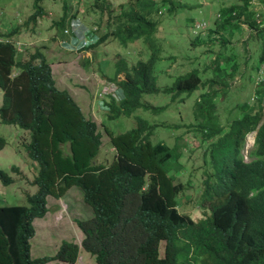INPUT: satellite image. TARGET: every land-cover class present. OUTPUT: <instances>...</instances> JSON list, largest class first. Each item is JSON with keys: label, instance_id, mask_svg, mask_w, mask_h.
Wrapping results in <instances>:
<instances>
[{"label": "trees", "instance_id": "obj_1", "mask_svg": "<svg viewBox=\"0 0 264 264\" xmlns=\"http://www.w3.org/2000/svg\"><path fill=\"white\" fill-rule=\"evenodd\" d=\"M43 1L33 0V12L25 26L46 14ZM241 1L228 6L221 3L213 26L207 23L202 30L196 28L198 20L184 16L186 27L198 31L192 35L193 44L216 41L226 48L233 31H241L242 24L248 26L249 37L262 38L251 65L253 97L233 107L239 116H230L231 108L221 121L215 114L214 98L217 88H227L225 79L236 74L237 61L228 57L224 60L227 65L221 67L218 52L204 68L193 67L171 85H157L153 73L162 58L157 54L162 41L154 37L161 20L202 4L191 0H130L115 5L110 0H92L89 11L98 15L94 26L105 27L106 33L87 49L112 37L124 46L141 41L150 51L146 59L140 57L132 63L120 56L112 72L101 70L105 80L115 82L123 91L120 99L112 95L103 98L107 120L133 117L136 121L124 132L105 128L113 148L111 160L105 162L98 161L102 135L96 123L85 117L66 89L56 86L46 54L36 47L29 56H21L16 38L22 25L0 30V123L28 132L29 138L23 142L25 152L38 165L27 180L36 190L25 193L26 203L0 204V264L76 262L80 246L73 241H61L52 256L32 257L30 251V239L35 235L33 221L48 212V197L58 199L70 191L78 194L79 209L68 204L67 210L76 212L71 218L82 232L81 248L96 264H264V83L254 77L264 61V14L254 9V2L264 4V0ZM79 7L80 0H61V15L54 26L61 30L69 26ZM138 53L143 54L142 50ZM175 56L169 57L175 60ZM90 62V58H83L85 67ZM210 67L222 75L204 78ZM196 90L200 93L190 108L193 122L183 125L192 139L199 137L200 144L193 150L205 147L201 154L204 201L212 198L216 212L202 220H194L179 209L183 199L191 198L184 189L193 185L194 168L181 160V148L187 144H179L180 134L171 145L153 141L157 126L178 129L183 125L153 124L136 113L156 114L168 108V103L153 104L145 96L167 94L176 106ZM252 131L256 132L249 151L253 158L244 162L242 148ZM5 144L6 139L0 136V150ZM18 169L11 167L14 172ZM183 173L188 175L186 180ZM0 182L9 185L13 178L0 169ZM256 189L259 192L249 197L248 192Z\"/></svg>", "mask_w": 264, "mask_h": 264}, {"label": "rangeland", "instance_id": "obj_2", "mask_svg": "<svg viewBox=\"0 0 264 264\" xmlns=\"http://www.w3.org/2000/svg\"><path fill=\"white\" fill-rule=\"evenodd\" d=\"M89 1L91 4L92 0H80L81 10H84L80 17L84 21L83 24L86 25V27L80 28L83 33L88 29L94 28L95 26L93 25L98 22V15L86 12L88 11L86 8L89 5ZM112 1L117 5L126 3L130 0ZM191 1H196V3L202 4V6L198 9H181L182 14H177L175 17H164L160 22L161 28L154 34V37H156L158 41H162V46L158 48L157 53L162 58L156 62L153 69L156 83L159 86L171 85L178 75L187 72L193 67L199 68L200 70L204 68L213 58H216L219 52L222 57L220 63L221 67L226 66L227 64L224 60L231 57L233 60L237 61L239 68L234 77L230 80L225 79L228 83L226 89L220 90L217 88V96L214 98L215 114H219L220 120L224 121L228 109L230 110L232 108L230 116L236 114L239 116L240 113L237 112L236 109H233V107L237 104H241L249 97L250 100L253 97L254 82L252 78L254 70L251 65L256 61L255 59L261 47L262 38L258 39L255 36L249 37L248 26L242 24L241 26L243 29L241 31L238 29L233 31L231 43L227 44L226 48L225 46L221 47L216 41H214V43H209L208 41V43L204 44H198V42L193 44V33H190L191 31L186 27L184 16L191 15L200 22V27L202 28H204L207 23H209V26H213L214 18L217 17V10L221 3L228 6L233 2L240 4L242 1ZM43 5L46 14L43 17H39L35 24L31 22L25 26L24 21L33 12V0H0V30H9L12 26L17 24L22 25L18 37L16 38L17 43L20 45L18 48H20L19 51L21 52V56H29L30 53L35 52L36 47L41 48L50 62L52 76L56 86L60 89H66L80 106L85 117L96 123L102 135V145L98 155V161H109L112 158L113 148L109 142L110 137L105 128L107 127L113 133L124 132L135 126L136 121L133 117H120L115 120H107L106 113L103 108H101L102 102L100 101L102 95L106 92V88H104L106 80L101 70L105 73L112 72L115 65L114 63H116L120 56L126 58L129 63L136 62L140 57H145L143 59H146L150 55L149 47L148 45L142 46L141 41L124 46L115 38H107L105 42L95 46L94 52H92V48L88 49V51H76L78 47L77 43H71V46H67V49H64L60 42L65 39L69 41V36L63 38L64 34L61 28L53 24L61 15V0H44ZM254 9L264 14V4L255 1ZM100 28H103V26ZM245 39H247L246 42L243 41ZM71 47L73 51H71ZM153 48H157V46ZM139 50H142L143 54H139ZM151 50L153 52V49ZM170 55H176V59L173 60L169 57ZM84 57L91 59V62L86 67L83 65ZM103 63H105L106 66H104ZM222 73L220 74L219 71H214L213 68L210 67L204 74V78H214V74L221 76ZM249 76H251V78ZM199 93L200 90H196L189 95L184 103L176 106H174L175 103H171L170 95L163 93L151 94L145 96L151 103L157 105L168 103V108L156 114L142 110H137L136 113L153 124L161 122H181L182 125L188 124L193 122L190 108ZM1 98L0 91V103ZM154 132L153 141L159 139L171 145L174 143L175 136L180 134L182 137L178 141L179 144H187L186 147L181 148L183 152L181 160L187 163L189 167L193 166L197 174L191 177L193 186L185 189L184 194H189L191 196L190 201L183 199L179 209L182 212L189 213L193 219H196L197 216L201 214V209L195 206V201L198 199L200 200L201 189L199 185L204 178L202 175L201 154L205 147H199L193 150L194 146L200 144L199 137L198 139H192L191 133L184 125L178 129L159 125L155 128ZM255 133V131H252L248 133L245 138V145L242 151L244 159L247 161L250 160L249 151L254 145ZM27 134V131L19 127L0 123V136L6 139V144L0 150V169L6 170L13 178V182L9 185H3L0 182V204H25V193H34L36 190V187L27 184V180L33 177L38 167L37 163L26 155L23 142L29 138ZM191 150L193 151L191 152ZM14 165L19 168L17 172L11 170V167ZM182 178L186 180L188 175L183 173ZM77 196V193L70 191L66 196L58 199L48 197V212L44 217L35 218L33 221L35 235L30 239L32 257L54 255L59 244L63 240L80 244L83 237L82 232L71 218L72 213L76 212L74 210H67L68 204H74L72 205L73 208L79 209ZM46 264L96 263L94 258L80 247V253L75 263L50 261Z\"/></svg>", "mask_w": 264, "mask_h": 264}, {"label": "clouds", "instance_id": "obj_3", "mask_svg": "<svg viewBox=\"0 0 264 264\" xmlns=\"http://www.w3.org/2000/svg\"><path fill=\"white\" fill-rule=\"evenodd\" d=\"M112 3H114L115 4V2L114 1H112V0H110ZM76 2V1H75ZM127 3V2H126ZM126 3H122V4H126ZM89 5H90V1H89ZM118 5V4H117ZM81 6L79 7V13H78V16L75 18V19H73V20H71L70 21V24H69V26H67L65 29H62V32H63V34H64V36H63V38H67V36H69V41H68V39H65V40H63L62 42H60L61 44H62V48H64V49H67V46H71V43L73 44H78V47H77V49H76V51H78V52H81V51H83V50H86V51H88V49H91V48H88L87 49V47H89V46H91V44H95L98 40H99V38H100V36L101 35H103V33H106L105 31V27H103V28H96V26L94 27V28H91V29H88L86 32H82V30L80 29V28H82V27H86V25L85 24H83L84 23V21L81 19V17H80V15H82L81 13H82V11H84V10H81ZM88 11H86V12H88V13H91L89 10V7L87 6V8H86ZM206 24V23H205ZM199 25V26H198ZM94 26V25H93ZM75 27V28H74ZM196 28H199V30H202L203 28L202 27H200V22L199 23H197V25H196ZM191 32L193 33V35L194 34H197L198 33V31L196 30V29H191ZM67 34V35H66ZM108 38H112V37H108ZM80 40V41H79ZM81 41H82V43H81ZM103 43V42H102ZM101 44V43H100ZM65 45H66V47H65ZM20 46V45H19ZM60 46V45H59ZM61 47V46H60ZM85 48V49H84ZM94 48L95 47H93L91 50H92V52H94L93 50H94ZM20 49V48H19ZM71 49H72V47H71ZM90 50V51H91ZM71 51H73V49L71 50ZM76 53V52H75ZM104 88H106V92H105V94L104 95H102V98H101V102L103 101V98L104 99H106V98H108V96L109 95H112L115 99H120V98H122L123 97V91L121 90V88H120V86H118L115 82H112V81H107L106 80V85L104 86ZM101 108H102V104H101ZM103 110H106V108H105V105H103ZM246 138V137H245ZM254 142V141H253ZM244 145H245V143H244ZM243 149V148H242ZM242 154H243V151H242ZM250 154V153H249ZM208 156V155H207ZM206 156V157H207ZM253 157L250 155V160L252 159ZM243 161L244 162H248L247 160H245L244 159V155H243ZM201 162H202V160H201ZM202 164V163H201ZM203 168V170H204V167H202ZM192 170H194V175L195 174H197V172H196V170L195 169H192ZM203 170H202V175L204 176V174H203ZM201 176V175H200ZM199 176V177H200ZM205 177V176H204ZM204 179V178H203ZM202 179V180H203ZM202 180H201V183H200V185H199V188L201 189V192H200V200L198 199V200H196L195 201V206L197 207V208H199L200 207V211H201V214L199 215V216H197V218L196 219H194V220H202V219H207V218H211L212 216H213V214H214V212H216V211H214L213 209H212V198L210 199V200H208V201H204V200H207V198H206V196H205V193H204V186H203V184H202ZM193 186V185H192ZM185 189H188V188H185ZM185 189H184V193H185ZM259 192V190L258 189H256V190H250L249 192H248V196L249 197H251V196H253V195H255V194H257ZM204 194V195H203ZM181 206V205H180ZM186 213V212H185ZM186 214H188L189 215V213H186ZM189 216H191V215H189ZM191 218H192V216H191ZM79 246L81 247V245L79 244ZM55 254V253H54ZM52 261H58V260H52ZM50 262V261H49ZM64 262V261H63ZM48 263V262H47ZM67 263V262H66Z\"/></svg>", "mask_w": 264, "mask_h": 264}, {"label": "built area", "instance_id": "obj_4", "mask_svg": "<svg viewBox=\"0 0 264 264\" xmlns=\"http://www.w3.org/2000/svg\"><path fill=\"white\" fill-rule=\"evenodd\" d=\"M199 26V25H198ZM256 81L264 83V61L260 64L257 74L255 76Z\"/></svg>", "mask_w": 264, "mask_h": 264}]
</instances>
